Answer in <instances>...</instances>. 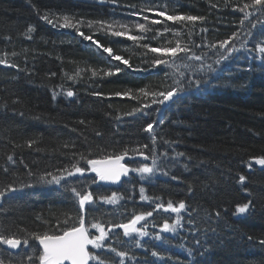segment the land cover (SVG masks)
<instances>
[{
  "label": "trees",
  "instance_id": "trees-1",
  "mask_svg": "<svg viewBox=\"0 0 264 264\" xmlns=\"http://www.w3.org/2000/svg\"><path fill=\"white\" fill-rule=\"evenodd\" d=\"M245 3L251 0H0V59L17 65H0V189L6 184L18 189L0 198V233L14 234L22 242L17 251L0 245L5 264L9 260L31 264L25 253L31 255V245L37 242L29 233L54 230L65 220L69 226L73 223L69 217L77 215L78 201L64 185L79 188V181L85 179L97 201L86 220L95 218L106 230L109 224L128 222L134 214L153 212L139 225L145 226L147 236L126 237L116 228L104 242L128 252L124 264H264L260 243L264 240V166H247L252 157L264 156V60L256 51V45L264 43V23L258 22L264 21V12L248 9L252 15L241 26L244 17L238 8ZM147 8L153 11H144ZM158 11L204 19L173 22L156 15ZM45 14L52 24L42 19ZM65 15L72 23L83 21L77 24L79 31L127 59L131 68L85 41L76 28L60 27ZM151 20L161 23L151 24ZM97 21L106 24L102 28ZM136 23H144L149 30L142 33ZM107 24L142 38L132 41L112 36ZM233 33L238 36L228 47L239 51L217 64L219 42ZM177 39L202 55L203 63L211 64L214 71H196L200 61H189L192 69L181 67L169 76L165 73L173 70L164 65L153 68L151 61L159 54L149 49L174 47ZM212 44L217 47H209ZM219 51L227 55L225 49ZM108 71L114 74L104 75ZM180 72L202 82L199 88L179 93L160 120L161 105L153 104L152 97L134 100L115 95L129 91L138 95L141 88L162 91L175 86L177 79L186 84ZM69 90L72 97L66 94ZM143 103L150 107L126 115ZM153 121H157L153 132L144 131ZM124 149H140L149 155L144 160L129 151V157H142L128 162L130 169L152 166L154 153V173L142 179L140 173L130 171L120 185L112 187L99 181L91 184L95 177L91 171L60 184L40 181L46 173L60 175V170L77 161L89 169L80 154L101 159ZM239 175L246 177L243 184ZM141 187L148 200L141 199ZM113 192L122 197L116 204L99 200ZM168 201L186 205L179 214L182 226L175 234L161 229L165 220L171 223L177 214L155 210L157 203ZM249 201L245 213L236 211ZM157 234L161 240L155 239ZM24 239L29 245H23ZM108 257L112 264L120 260L115 253Z\"/></svg>",
  "mask_w": 264,
  "mask_h": 264
},
{
  "label": "snow or ice",
  "instance_id": "snow-or-ice-1",
  "mask_svg": "<svg viewBox=\"0 0 264 264\" xmlns=\"http://www.w3.org/2000/svg\"><path fill=\"white\" fill-rule=\"evenodd\" d=\"M215 5H213L214 7ZM134 7V6H133ZM253 9L256 12H264V0H251V3H245L243 4V7H239L238 11L243 13V19L240 21L241 26H243L244 21L248 20L249 17L252 15L251 12L247 11L248 9ZM144 11H153L152 8L144 9ZM136 14V13H133ZM156 15L164 17L166 16V19L173 22H195L197 20H203L204 17H197V16H191V15H166L165 11H158L156 12ZM42 19L46 20L49 24H52L53 21L49 19L48 15L45 14ZM143 19L145 21L149 20L148 16H143ZM260 23H264V21H258ZM83 23V21H77L76 23H72L70 20V17L65 15L63 17V23H60L59 26L63 28H76V30L79 32V35L85 40V41H91L97 48L102 49L103 53H107L108 56L112 60L121 61L124 65H128L131 68V65L129 64V61L127 59H123L120 55H115L113 53V50L110 47H105L99 43V41L94 40L93 36L91 35H85L83 32L79 31V28L77 27V24ZM91 21L88 22V26H92ZM96 23L100 24L103 28L106 24L104 21H97ZM161 23L160 20H151V24H158ZM253 28L255 27V24L251 25ZM121 28H127L126 25H120ZM136 28H138L142 33L148 31L149 29H146V26L144 23H136ZM33 29L30 26L28 31L31 32ZM107 30L110 32L112 36L115 37H127V39L132 41H138L142 37L130 35L128 31H120V30H113L112 24H107ZM165 31H168V29H165ZM159 34V33H157ZM190 34V33H189ZM175 36H179V32L174 33ZM238 36V33H233L232 37L229 39H225L223 41L219 42V49H225L227 52V55L225 52H220L219 49H217V52L219 54L220 59L216 61L217 64L221 62V60L228 59L232 52L239 51V49L235 47H228L230 45V41L232 39H235ZM155 38V37H153ZM143 47L148 48L149 46L147 44L143 45ZM196 47H200L199 45H196ZM211 48H216L217 46L215 44L210 45ZM153 53H158L159 56L153 58L151 61V65L153 68L157 66L164 65L166 68L173 70L171 73L166 72L165 75H175V70L178 68H184V69H192V64L189 63V61H200L201 64L196 69V71L204 72L205 68L207 69V72L214 71L213 66L211 64L205 65L203 63L204 57L202 55H197L194 51H192V48L184 45L181 43L179 39L176 40L174 47H164V48H158L153 47L149 49ZM256 51H258L261 54V59L264 60V43H258L256 45ZM180 53H183V56L180 55ZM7 55V54H5ZM13 55H16L13 53ZM164 57H169V59H165ZM179 61V62H178ZM0 65H6L7 67L16 68V64H9L6 59H0ZM120 68H116V73H119ZM114 73L112 71L105 72L104 75L111 76ZM52 75H55L53 73ZM78 75V73H77ZM93 76L97 75V71L93 70L92 72ZM180 77H184L187 79V83L185 84L181 79H177L175 81V86H169L168 89L162 90V91H149L146 88H141L138 90V95H132V93L129 92H116V96H129L134 100H139L141 97L148 98L152 97V103L153 104H165L166 101L173 100L174 97H176L179 93L184 92L187 88L190 87H196L199 88L202 80L200 78H197L195 80L188 78L185 76L184 72L179 73ZM73 77H69V79H72ZM67 96L72 97L74 93L72 91H67ZM96 95H99V93H96ZM53 98H55V93L53 94ZM150 107L149 104L143 103L142 108H135L131 112L126 113V115H134L136 112L142 111L143 108ZM159 111V109H157ZM162 122V121H161ZM83 123V121H81ZM157 121H153L151 123H148L144 127V131L152 133L154 124H156ZM99 135V133H97ZM153 143H155V136L152 135ZM31 143L29 142V146H31ZM64 147H69V145H64ZM74 147V145H73ZM143 148H147L148 145H143ZM129 151H132L136 153L139 156H142L144 160L149 159V155H145L143 151L140 149H124L119 155L113 156H105L101 159H91L85 157L83 154H80V159L85 160L86 164L90 166L89 169H86L85 167H81L79 164V161L71 164L70 167H66L62 170H60V175H53L52 173H46V176H51V180H47L46 176H41L40 181L44 183H56L60 184L61 181H68L69 178L77 177H84L86 171H91L92 173H95V177L91 180V184H96L98 181L103 182H112L116 183L119 182L122 176H127L130 171L132 172H138L141 174V178H144V174H153L156 169L157 164V158L155 154L153 153L151 155L152 159V166H149L148 164H142L139 167L136 168H129L125 164L121 163L122 160H124L125 157L129 155ZM73 156L76 154L73 153ZM177 155H183V153H178ZM7 159L9 161L13 160V157L11 155L7 156ZM252 161L256 165L264 166V156L259 157H252L250 161L247 162V166L249 169L252 168L253 164ZM4 172L7 173L8 169L5 168ZM31 175V173H29ZM173 179H176V177H172ZM246 177L244 175H239V183L243 184ZM80 187L72 186L70 183H66L64 187L66 190L71 191L74 194V197L78 201V213L75 217H69V219L73 220V223L69 226L68 221L65 220L63 225L58 224L56 228L49 229L48 231L43 232H32L29 233V237L35 241L38 242V245L34 243L31 245L32 247V254L27 255L28 260L31 262V264H35V261H38L39 264H112L108 257V253H115L117 257L120 258L118 264H124V259L128 257V252L126 251H118L115 247H113L111 244H105L104 242L108 239H111L110 233L113 232L114 229L119 228L123 229V235L126 237H131L133 233L137 234L138 236H147L148 232L145 230V226L137 227V225L141 222L146 220L147 217H150L153 215L152 211H147L141 214H134L132 218L127 223H118V224H109L108 229H105L104 223L100 222L99 220H96L93 218L91 221L86 220V213L91 211L92 205H94L97 201L94 199V193L92 191L88 190V184L89 182L85 179L82 181H79ZM24 187H31V185H23ZM18 189L14 187L12 184H6L3 189H0V198H3L6 193L8 192H15ZM141 199L142 200H148L149 198L144 196V188L141 187ZM119 199H122V197H118L117 193L113 192L111 196H101L99 197V200H102L103 202L107 204H116ZM158 199V198H157ZM249 203H245L243 205L237 206L236 211L238 213H245L249 209ZM86 206H89L86 208ZM163 210L165 212H171L176 213V219L173 220L171 223L168 222V220H165L162 225V232H168L175 234L180 228L181 225V216L179 215L182 210H186V205L184 201H180L178 204H174L172 201H168L167 204L157 203L155 205V210ZM217 216H219V212L216 213ZM189 223H192L191 219L189 220ZM90 229H95L96 232L99 234H94L90 231ZM155 239L161 240L162 237L157 234ZM251 239V238H250ZM21 240L16 238V236L13 235H5L3 233H0V245H7L10 249H17L21 246ZM137 246H140L139 241H136ZM262 245H264V240L260 241ZM23 245L27 246L29 245V240L24 239ZM91 246V250L90 247ZM39 248V251L37 250ZM11 255V254H10ZM153 256L158 255V253L153 252ZM189 255H191V250H189ZM35 258V259H34ZM0 264H5L4 259H0ZM8 264H11V260H9Z\"/></svg>",
  "mask_w": 264,
  "mask_h": 264
},
{
  "label": "water",
  "instance_id": "water-1",
  "mask_svg": "<svg viewBox=\"0 0 264 264\" xmlns=\"http://www.w3.org/2000/svg\"><path fill=\"white\" fill-rule=\"evenodd\" d=\"M179 96H180V95L178 94L176 97L173 98V100H171V101H166L165 104L162 105L161 110H160V113H159V116H160V117H161V115L165 112V109H166L171 103H173V102L175 101V99H176L177 97H179ZM160 117H159V119H160ZM139 158H140V157H135V158L125 157L124 160L121 161V163L125 164L126 162H128V161H130V160H133V159H139ZM252 163L255 164L254 161H252ZM255 165H256V164H255ZM256 166H258V167H263V166H260V165H256ZM125 177H126V176H122L121 179H120V181H119V182H116V183H112V182H103V183H105L106 185H115V184H119V183L123 180V178H125ZM137 226H138V225H137ZM120 231L123 232V229H120ZM5 247H6L7 249H9V250H12V251H17V250H18V248H17V249H10V248H8L7 245H5Z\"/></svg>",
  "mask_w": 264,
  "mask_h": 264
},
{
  "label": "rangeland",
  "instance_id": "rangeland-1",
  "mask_svg": "<svg viewBox=\"0 0 264 264\" xmlns=\"http://www.w3.org/2000/svg\"><path fill=\"white\" fill-rule=\"evenodd\" d=\"M160 117V116H159Z\"/></svg>",
  "mask_w": 264,
  "mask_h": 264
}]
</instances>
